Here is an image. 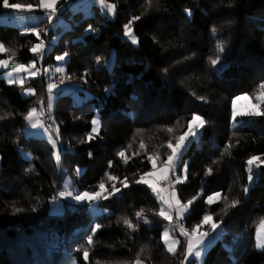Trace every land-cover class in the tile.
Here are the masks:
<instances>
[{"label": "trees", "instance_id": "trees-1", "mask_svg": "<svg viewBox=\"0 0 264 264\" xmlns=\"http://www.w3.org/2000/svg\"><path fill=\"white\" fill-rule=\"evenodd\" d=\"M9 2L41 10L40 0ZM106 2L115 5V16L106 17L93 5L92 15L79 11L72 16L68 31L49 30V22L42 23L41 37L19 25H0L5 48L0 61L9 60L16 69L42 60L43 68L23 85L0 77V264H136L137 259L142 264H198L185 262L183 239L175 254L168 253L162 239L168 223L158 215L160 204L150 188L136 183L154 169L149 156H158L156 165H164L171 154L169 141L176 145L193 114L205 123L182 157L187 178L176 185L182 203L195 198L184 227L191 233L200 224V230L215 236L211 225L202 223L203 216L211 215L228 236H238L231 250L236 257L216 244L204 264H264V250L256 247L264 220V167L248 168L252 157L264 161V116L245 115L243 123L232 126L234 100L241 95L250 96L264 112V0ZM66 3L62 0L57 8L69 21ZM13 9L3 8L0 0V15ZM135 16L140 17L131 25L137 45L124 32ZM54 38L42 59L31 51L43 39ZM65 52L64 82H59L55 58ZM217 58L219 63L212 65L210 59ZM48 68H53L49 74ZM58 82L55 87L67 89L57 91L48 113L51 130H59L56 153L46 139L25 138L24 130L27 114L40 108L41 100L49 104V85ZM31 88L34 95L24 96ZM97 118L100 131L88 142ZM122 150L123 159L118 155ZM110 175L118 180H109ZM125 178L126 188L120 183ZM69 180L81 193L98 191L101 182L109 191L113 184L121 191L71 204L59 199L61 185ZM216 192L222 199L209 205L207 196ZM225 196L240 202L226 213L221 211ZM96 224L101 227L93 233Z\"/></svg>", "mask_w": 264, "mask_h": 264}, {"label": "rangeland", "instance_id": "rangeland-1", "mask_svg": "<svg viewBox=\"0 0 264 264\" xmlns=\"http://www.w3.org/2000/svg\"><path fill=\"white\" fill-rule=\"evenodd\" d=\"M61 1L62 0H57L56 5H55V8H56L55 12H53L51 9L44 8L42 5H41V10H38V11H35V9L33 7H31V9H29V8L25 9L23 7H21V9H13L11 13L6 12V13L0 15V25L8 26V27H10V26L11 27H19L20 26V27H23V29L25 28L26 30L25 29L24 30L27 33L35 34L36 32H38L40 34L39 37H41V33H40L38 26H40L42 23L48 21L49 22V25H48L49 30L53 28V30L56 31V29L58 27H61L62 31H68L72 28V16L79 11L83 12V14L85 16L92 15L93 5L99 6L101 8L103 14L106 17H111V14L113 16H115V14H116V11L114 13L109 12L107 10V8L100 3V0H67V3L64 6V8L68 7V8H70V11H71V20L67 21L65 18H62L59 15L60 10L57 8V6L59 5V3ZM10 16L15 17L14 18L15 20L10 19ZM49 17H51V19H49ZM19 23H20V25H19ZM133 34H134V31H133ZM134 36L136 37L135 34H134ZM126 37H127V39H129L132 42L131 38H129L128 36H126ZM56 40H57L56 38H54L52 41H48V40L43 39L42 42L39 43L42 45L41 49L38 50V52L36 54L37 55L38 54L44 55L45 53H48L52 49L54 44L56 43ZM136 41L137 42H135V43L132 42V43L134 45L138 44V38L137 37H136ZM4 52H5V48L3 51H0V54H3ZM67 59L68 58L66 57L64 61H57V65L54 67V72H55L56 77L59 75H63V77H64V71L63 72H57L56 68L62 67L64 69V63L67 61ZM4 61H7V67L0 66V71H1L0 77H3L4 79H6L8 83H10V81H12V80L15 81V83H10V84L21 85V83H20L21 80H23V84H24L25 80H30V79L36 78L39 74L42 73V70H43V68L41 67L42 60H40L38 63H35V68H32V64L29 66H24L25 71H16V69L14 67H12L10 69L9 60H4ZM51 70H53V68ZM51 70L48 68L46 73L49 74L51 72ZM31 72H34L35 75H30ZM58 84H59V82L58 83H51L50 85L57 86ZM60 88L61 89H67V87L61 85V87L52 88L51 94L48 93L49 99L51 100V107H49L48 105L47 106L43 105L40 108L35 107L37 109V115L33 117V120H39L40 124L36 128H32L30 123L27 120V126L24 130L25 138H43V139H46L54 147L56 153L58 150V143L56 142V144H53L51 142V140H53V139L56 140V137H57V131L56 130L57 129L55 131H52L48 127V121L47 120L50 121V119H48V116H49L48 113L53 112V109H54L55 104H56V100L58 98V92L60 91L59 90ZM30 90H34V89L31 88V89L25 90L23 93L24 96L34 95V94H32V92H30ZM61 91H64L62 93L66 94L65 93L66 90H61ZM258 110H259V104L254 102L250 96L241 95V96L237 97L234 100V104H233L232 126L236 127L237 125L243 123V121H244L243 116L249 115V113H251L253 111H258ZM237 112L240 114L236 115ZM95 120H98L99 124H98V126H95V127H97L98 130L94 134H98L100 131V128H101V122L98 118ZM40 125H42V126H40ZM93 127H94V125H93ZM203 127H204V125H203ZM203 127H199L198 124L193 125V128L196 132V135L194 137L190 136L188 141H185V148L178 149V153L181 154L182 157H183L184 153L187 151V149L189 148V146L191 145V143L198 141ZM45 129H47V131H45ZM180 164H181L180 160H178L177 166L172 169V172L169 173L168 178L164 179L165 181L169 180L171 177L173 178V181H174L175 175L183 176V173L180 169ZM163 167H164V165L163 166H157L156 165L155 168L151 171L152 173H154L153 175H151V176L143 175L142 176V177H145L146 179H148L150 183H155L157 186L158 192L154 191L152 188L148 187L146 184H141V185L146 186V187L151 189L154 197L158 200V202L160 204L159 211L161 210V208H164L167 210L168 206H167V204L164 203V200H170L166 191L161 190V184L163 182H165V181L162 182V180H163V178H162ZM260 167H264V161L261 159L256 160L252 165L248 164V168H249L250 172H252L253 169H255V168L257 169ZM184 180L185 179H182V181H184ZM66 184L68 185L67 189L73 195H75L76 193H81V192H79L77 187H74L75 184L72 182V180L67 181L66 183L61 185V187L63 186L62 188H65ZM176 184H178V183H176ZM176 184L174 183L175 188H174L173 194H175V196L178 197L177 191H176ZM173 194H172V197L171 196L170 197L172 198V202L175 205ZM59 199H61V198H59ZM221 199H222V194H221V198L219 200H221ZM218 201H215L212 204H214ZM65 202H68L71 204H79L80 203L79 201L73 200L71 197L69 199H66ZM189 213H190V207H189L188 211L184 213L183 219L179 218L177 215L176 216H177V218H179L181 220V222H183ZM94 214H95V212H94ZM173 214H174V209H172V216H173ZM166 221L168 224L163 231L162 239H163V242L166 246V249H168L169 247L173 248V252H169L167 250L168 253L169 254H175L178 251V249L182 243V240H181L182 238L179 237L174 232L173 227H172V221L171 222H169L168 220H166ZM262 222H264V220L261 221V223L259 224L258 229H257L256 243H257L258 239L264 240V225H262ZM212 223H213V221L211 220L208 224L211 225ZM208 224H203V226L208 225ZM165 232L168 233L167 238L164 237ZM204 232H207L208 236L204 237L203 238V240H204L203 244L198 246V248H202V249H204V251L201 252L200 257H195L193 255V256H188L186 259V256L184 255L185 262H189L191 260H196L198 264H204V260H205L207 253L216 244H219V247L224 252L229 254L231 257H233V258L236 257V255L233 254L231 252V250H232L238 236H232V237L228 236L226 231L219 226L217 227L216 231L214 232L215 236H214V234L212 235V233H209L206 229H204V230L199 229V233H193L191 236H188L189 238L185 243V253H186V249H187V245H188L189 241L191 240L195 244L196 240L200 239ZM195 250H198V249L194 248V251ZM258 250H264V248H260ZM71 264H76V263H71Z\"/></svg>", "mask_w": 264, "mask_h": 264}, {"label": "snow or ice", "instance_id": "snow-or-ice-1", "mask_svg": "<svg viewBox=\"0 0 264 264\" xmlns=\"http://www.w3.org/2000/svg\"><path fill=\"white\" fill-rule=\"evenodd\" d=\"M41 2V5L46 8V9H51L53 12L56 11V8H55V5H56V2L57 0H40ZM100 3L102 5H104L107 10L111 13H114L116 11V8H115V5L114 4H107L106 3V0H100ZM2 6L3 8L5 9H8V8H14V9H21V5L18 4V3H10L9 0H2ZM31 5L28 6L29 9H31ZM190 14V12H189ZM49 19H51V17H49ZM140 17L139 16H135V17H132L128 23H126L124 25V32H125V35L128 36L129 38H131L132 42L135 43L137 42L136 41V37L134 36L133 34V30H132V23L136 20H139ZM88 31H93V29L91 28V26H89V29ZM213 32L216 31L215 28L212 29ZM35 35L37 37H39V33L36 32ZM41 44H36L32 49L31 51L33 53H37L38 50L41 49ZM4 50V46L3 44H0V51H3ZM220 51H223V47L221 46ZM68 56V53L65 52L63 53V55H60V56H57L55 59L57 61H64L65 58ZM210 62L212 65H216L219 63V59H210ZM0 66H3V67H7V61H0ZM32 68H35V61L32 63ZM16 71H25L24 69V66L23 65H18L17 68H16ZM56 71L57 72H63L64 69L62 67H57L56 68ZM30 75H35L34 72H31ZM10 83H15L14 80L10 81ZM21 85L23 84V80L20 81ZM55 85H49V93L51 94V89L54 88ZM260 88L262 90H264V84H261L260 85ZM30 92H32V94H34V90H30ZM261 96H264V91H262L261 93ZM258 99L261 98V97H257ZM202 99V98H201ZM41 103V106H43L44 104V101L41 100L40 101ZM49 107H51V100L49 99V104H48ZM240 113H236V115H239ZM250 115H258V116H264V112L262 111H253L251 113H249ZM37 115V109L36 108H32L31 111L27 114V116L25 117L26 120H28V122L30 123L31 127L32 128H36L40 122L39 120H33V117ZM3 117H0V119H2ZM205 121L202 119V117L198 114H193L192 115V119L188 122V131L185 132L183 135L179 136L178 137V141L176 143V145H173L171 143V141H169L167 147L169 149H171V154L168 155L167 157V160L164 161V167H163V170H162V178L163 179H167L168 178V175L170 172H172V169L174 167L177 166V161L180 160V163H181V171L183 173V176L181 175H175V179H174V183H180L182 182V179H186L187 178V169H188V166H187V163L184 162L182 160V156L181 154L178 153V149H182V148H185V141H188L189 137L190 136H195L196 135V132L193 128V125H197L199 127H203ZM92 124L94 125V127L92 128L91 130V133L88 134L87 136V141L88 142H91L93 140V135L92 133H96L97 132V127L95 126H98L99 124V121L98 120H93L92 121ZM42 126V125H40ZM170 132L172 131L171 128L168 129ZM45 131H47V129H45ZM57 133H58V129L56 130ZM51 142L53 144H56V140L53 139L51 140ZM129 147H131V145H129ZM145 145L143 143L140 144V148H144ZM229 147H231V145H229ZM118 155L123 159L125 158V151L122 150L118 153ZM89 156L91 157L92 156V153L89 152ZM57 159H59V157H57ZM148 159L152 162L153 164V167L155 168L156 166V159H158V156L157 157H152V156H149ZM259 158L258 157H252L248 160V164L249 165H252L256 160H258ZM109 167H111V163L109 164ZM77 174H79L80 170L77 169L76 170ZM212 172V169L209 168L208 169V174H211ZM154 173L150 172V173H147L145 174V176H151L153 175ZM109 180L111 181H117L118 178L116 176H109L108 177ZM251 180V177L249 178ZM121 185L123 187H128V183H127V178H125L124 180L120 181ZM136 183L137 184H146L148 187L152 188L154 191H157L158 192V189H157V186L155 183H150L148 179H146L145 177H141L140 179L136 180ZM68 185L66 184L65 185V189H67ZM98 188L99 190L98 191H95V192H88V191H84L82 193H76L75 195H73L71 192L69 191H64V192H61V195L62 196H68V197H71L73 200L75 201H79V202H93V201H96L100 198H104V199H107L109 196L111 195H115L117 192L121 191L120 188H117L115 184L112 185V188L111 190L109 191L106 186H105V183L104 182H101L99 183L98 185ZM244 192L245 194H247L248 192V188L245 187L244 189ZM107 193V194H105ZM173 198H174V201H175V210H176V214L179 218L183 219V216H184V213L188 211L189 207L191 206V204L194 202V199L193 200H188L187 203H182L181 200L175 196V194H173ZM221 198V193L220 192H216V193H213L211 195H208L207 198H206V202L211 205L213 202L215 201H218L219 199ZM224 201H225V205H224V208L221 209V211H224L225 213L227 212V210L229 208H234L236 207L240 202L239 200H236V199H233L231 200L230 202L228 201V198L225 196L223 197ZM164 203L167 204V210L164 209V208H161V210L159 211L158 215L159 216H162L165 220H168L169 222L172 221L173 219V216H172V209H173V203L171 200H164ZM137 218L141 217L143 215V212H138L137 214ZM212 220V216L211 215H205L203 216L202 218V223L203 224H208L210 221ZM147 222V221H145ZM124 224L135 230V226L132 224V222L128 219H124ZM262 225H264V222H262ZM101 226L99 224H96L93 228V233L98 230ZM201 225L200 224H197L193 229H192V232L191 233H188V232H185L183 229H181V234L182 235H188V236H191L193 233H199V229H200ZM218 225L216 223H212L211 224V229L213 232L216 231ZM167 235L168 233L165 232L164 233V237L167 238ZM208 236V233L207 232H204L202 234V237L198 240H196L195 244L190 240L188 245H187V249H186V253H185V256H186V259L188 256H195V257H200L201 255V252L204 251V249L202 248H198L199 245L203 244L204 240L203 238L204 237H207ZM87 243L90 245L93 243V239H92V235H89L87 237ZM206 247V246H205ZM256 247L258 249L260 248H264V240H257V243H256ZM194 248L195 249H198V250H195L194 251ZM169 252H173V248L169 247L167 249ZM141 251H143V249H141ZM83 256L84 258L87 260L88 256H89V253L85 250L84 253H83ZM136 264H142V261H140L139 259L136 260Z\"/></svg>", "mask_w": 264, "mask_h": 264}, {"label": "built area", "instance_id": "built-area-1", "mask_svg": "<svg viewBox=\"0 0 264 264\" xmlns=\"http://www.w3.org/2000/svg\"><path fill=\"white\" fill-rule=\"evenodd\" d=\"M37 57H38L39 59H42V58H43V54H38ZM9 67H10V68H12V67L15 68V66L12 65V64H10ZM58 81H59V82H63V81H64V77H63V75H59V76H58ZM49 119H51V118H49ZM48 126H49L50 129L53 128V122H52L51 120H50ZM174 188H175V186H174V181H173V178H172V177H171L169 180H167V181H165V182H163V183L161 184V190H162V191H166V192H168L169 195H170L171 197H172V194L174 193ZM64 191H69V190H68V189H65V188L60 189V190H59V196H60V198H63V199H65V200H66V199H69L70 197H68V196H62V195H61V192H64ZM69 192H70V191H69ZM171 197H170V199H171V201H172V198H171ZM173 209H174V212L176 213L174 203H173ZM172 227H173L174 232H175L179 237H181L184 241H187V240H188V238H189L188 235H182V234H181V229H183L185 232H187V230L185 229L183 222H181V220H180L179 218H177L176 215L173 217V220H172Z\"/></svg>", "mask_w": 264, "mask_h": 264}, {"label": "crops", "instance_id": "crops-1", "mask_svg": "<svg viewBox=\"0 0 264 264\" xmlns=\"http://www.w3.org/2000/svg\"><path fill=\"white\" fill-rule=\"evenodd\" d=\"M14 18H15V17H14ZM19 25H20V23H19ZM174 179H175V176H174ZM163 181H165V180L163 179L162 182H163ZM162 182H161V183H162ZM180 183H181V182H180ZM175 184H176V183H175ZM178 184H179V183H178ZM176 185H177V184H176ZM166 193L168 194L169 199H170V195H169V193H168V192H166ZM170 200H171V199H170ZM172 203H173V202H172ZM175 215H177V214L174 212L173 217H174Z\"/></svg>", "mask_w": 264, "mask_h": 264}]
</instances>
